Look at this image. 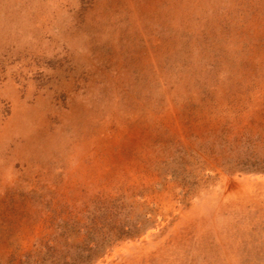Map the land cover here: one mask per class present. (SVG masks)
Segmentation results:
<instances>
[{
	"label": "rangeland",
	"instance_id": "1",
	"mask_svg": "<svg viewBox=\"0 0 264 264\" xmlns=\"http://www.w3.org/2000/svg\"><path fill=\"white\" fill-rule=\"evenodd\" d=\"M0 264H264V0H0Z\"/></svg>",
	"mask_w": 264,
	"mask_h": 264
}]
</instances>
